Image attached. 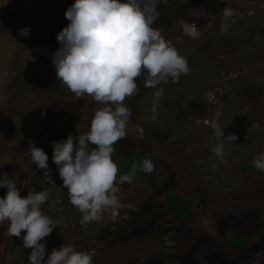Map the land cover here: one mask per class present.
I'll return each mask as SVG.
<instances>
[{
    "label": "rangeland",
    "instance_id": "374dc122",
    "mask_svg": "<svg viewBox=\"0 0 264 264\" xmlns=\"http://www.w3.org/2000/svg\"><path fill=\"white\" fill-rule=\"evenodd\" d=\"M74 3L0 0V176L17 181L22 196L50 188L42 210L57 226L41 241L45 260L70 244L95 252L93 264H264V172L253 166L264 153V0L157 4L152 27L187 59L190 72L157 86L164 91L154 120L156 89L144 86L147 73L137 80L139 94L125 100L132 110L127 136L113 154L118 177L133 161L137 173L131 184H116L115 217L107 209L84 224L52 161V141L86 134L101 106L86 94L75 96L52 63ZM225 7L235 13L227 33L221 31ZM21 28L30 35H19ZM50 105L68 111L54 109L53 119ZM217 110L225 135L238 136L225 144L223 163L211 151ZM29 140L48 155L56 186L46 185L44 170L32 163ZM146 158L156 166L151 174L141 170ZM6 192L0 188V198ZM6 230L7 222L0 225V264H28L25 233L8 237Z\"/></svg>",
    "mask_w": 264,
    "mask_h": 264
},
{
    "label": "clouds",
    "instance_id": "9594fccd",
    "mask_svg": "<svg viewBox=\"0 0 264 264\" xmlns=\"http://www.w3.org/2000/svg\"><path fill=\"white\" fill-rule=\"evenodd\" d=\"M161 2L167 4V0H75L65 12L68 25L57 34L60 47L52 56L57 79L75 96L86 94L101 105L94 111L86 134L70 133L65 140L52 141V161L70 203L82 214V224L102 219L107 209L115 217L121 206L116 184H131L137 173V162L133 161L130 172L118 177V165L113 161L115 143L127 136L132 110L125 100L139 94L137 80L147 73L144 86L156 89L154 120L164 91L157 86L169 80L178 83L181 75L190 72L187 59L152 27ZM234 14L231 8L222 10V32L227 33ZM18 33L27 37L30 29L21 28ZM29 59L35 61V57ZM220 118L221 111L217 110L210 121L215 140L211 151L223 163L225 144L234 145L238 136H226ZM139 131L142 135L143 129ZM28 143L32 163L44 170V183L56 186L48 155L31 140ZM253 166L264 172V153L254 158ZM155 167L150 159L142 161L145 174H151ZM0 188L7 189L0 198V225L7 222L8 237L19 238L25 233L23 247L31 249L28 264H93L95 252L77 251L70 244L53 248L45 260V243L41 241L57 226L42 210L50 199V188L22 196L17 181L7 173L0 176Z\"/></svg>",
    "mask_w": 264,
    "mask_h": 264
},
{
    "label": "flooded vegetation",
    "instance_id": "af4514ba",
    "mask_svg": "<svg viewBox=\"0 0 264 264\" xmlns=\"http://www.w3.org/2000/svg\"><path fill=\"white\" fill-rule=\"evenodd\" d=\"M56 108L60 111L62 116L64 115L65 111L66 112L68 111V109H65V111H64L62 108H58V107H56L54 105H50V107L48 109L49 113L47 114L48 116H50V118L54 119L56 116H58V115L55 114L57 111L54 112V109H56Z\"/></svg>",
    "mask_w": 264,
    "mask_h": 264
}]
</instances>
